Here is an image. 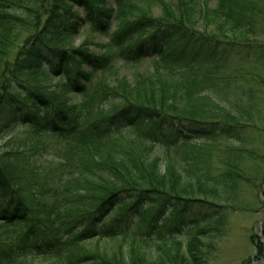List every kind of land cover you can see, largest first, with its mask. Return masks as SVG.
<instances>
[{
  "label": "trees",
  "instance_id": "obj_1",
  "mask_svg": "<svg viewBox=\"0 0 264 264\" xmlns=\"http://www.w3.org/2000/svg\"><path fill=\"white\" fill-rule=\"evenodd\" d=\"M134 1L0 0V264L210 263L225 204L248 181L244 64H264L262 46L228 35L258 36L264 0H155L159 17ZM76 8L103 34L118 14L99 54L74 48ZM219 141L232 156L212 176ZM252 246L259 259L264 246Z\"/></svg>",
  "mask_w": 264,
  "mask_h": 264
},
{
  "label": "rangeland",
  "instance_id": "obj_2",
  "mask_svg": "<svg viewBox=\"0 0 264 264\" xmlns=\"http://www.w3.org/2000/svg\"><path fill=\"white\" fill-rule=\"evenodd\" d=\"M106 4H112V0H103ZM127 1V0H125ZM129 1V0H128ZM135 4V1L133 0ZM150 6V12L156 16H160V7L155 0H148ZM152 6V7H151ZM215 6L213 3L212 7ZM264 7V5H263ZM79 26L77 33L71 38L74 48H80L84 45L93 54H99V50L102 46H107L109 43V36L120 25L117 20L118 14L115 12L113 16L112 26L107 34L96 31L93 26L88 22L85 16V11L82 9H74ZM126 12L129 10H125ZM116 18V19H115ZM108 35V36H106ZM231 42H237L239 44H245L247 52H252L257 46L264 48V20H262V26L260 34L256 37L250 36L246 41H242L240 38H233L228 35ZM149 61H144V64H138L136 66H127L124 68L114 67L116 72H113L108 80L114 79H130L135 73H141L146 69ZM249 60L244 64V72L249 74L245 77L247 82L246 93L243 92L241 102L239 105L246 109L249 105L253 104L255 112L252 114L251 120L243 124H249L245 126L241 132V149L244 151L242 154V160L240 161V167L243 169L242 175L246 180L239 179L237 181L235 197L229 204H225L228 213L225 215L222 221V232L216 245V251L212 256L209 264H245L251 259V264H264V252L259 259L255 258V249L252 246L253 242L257 241L264 246L263 239V226H264V185L261 184V174L264 172V64H258L254 66L253 70L250 69ZM147 63V64H145ZM117 68H119L117 70ZM232 66L226 75L229 77L231 83H234L238 79V74L232 71ZM144 72V71H143ZM106 77V74L103 73ZM98 76L95 78V82L105 81V77ZM238 84L234 83L229 87L230 104L231 108L235 109L236 99L238 98L237 92ZM253 92L254 100L248 104L249 97L248 92ZM82 99V95L75 96L74 101ZM15 137L21 136V131L16 132ZM13 135V136H14ZM9 138V137H8ZM7 139L0 140V146ZM217 144V150L221 153H214L210 158V167L212 176L222 173L223 167L221 165L222 158L219 157L222 154L223 157L231 156L228 154V150L231 151L233 144L226 141H219ZM238 144V143H237ZM236 143L234 145H237ZM87 248L91 250H101L102 245L95 242H89L86 244ZM34 264H37L34 263Z\"/></svg>",
  "mask_w": 264,
  "mask_h": 264
}]
</instances>
